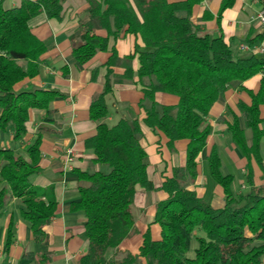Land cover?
Returning <instances> with one entry per match:
<instances>
[{"label": "trees", "instance_id": "trees-1", "mask_svg": "<svg viewBox=\"0 0 264 264\" xmlns=\"http://www.w3.org/2000/svg\"><path fill=\"white\" fill-rule=\"evenodd\" d=\"M64 0H21L15 7L4 9L0 3V216L5 206L16 198L21 203L20 217L28 224L33 241L46 243L43 227L57 209L53 187L42 188L31 182L38 169L39 145L44 126L38 127L30 145H20L26 133L28 110L44 111L40 120L53 123L51 101L61 95L56 90L36 88L14 91L18 81L33 77L39 71L40 57L46 43L30 30V20L39 14L62 19ZM87 20L74 34L71 54L83 64L98 51H105L110 36L132 34L141 40L137 51L135 74L125 69L122 80L137 77L143 96L139 106L145 111L142 120L120 118L113 125L103 121L108 113L106 94L112 90L111 65L120 58L110 50L105 63L107 72L100 92L91 96L89 118L96 122L93 135L84 140L93 154L94 164H107L109 171L76 170L79 198L70 203L72 211L85 215L84 232L87 251L77 264H264V184L252 180L251 158L264 170L260 142L264 136L260 105L264 104V77L256 92L243 82L264 72V55L234 56L221 36L200 34L191 20L192 7L202 0H86ZM233 4L222 0L217 13ZM264 9V0H261ZM103 29L106 35L96 33ZM264 39V29L248 35L251 46ZM247 90L250 103L238 102L240 117L233 116L227 130L233 142L246 157V191L235 193L234 177L222 173L217 148L212 146L206 158L207 171L213 183L220 185L224 203L213 207L209 201L188 188L197 176V157L212 131L207 121L210 108L228 88ZM157 92L173 94L175 104H160ZM161 132L172 149L176 140H187L186 159L174 166L170 177L159 187L166 197L155 204L154 222L159 237L152 238L149 227L142 234L136 255L126 254L119 260L107 259L134 231L130 206L136 187L154 189L147 175V153L141 145L142 126ZM245 129L250 131L248 137ZM10 136L12 146L1 141ZM18 144V145H17ZM13 218L10 217L4 240L8 253L13 242ZM197 247L188 256L190 242ZM22 259L35 264H49L47 252H27Z\"/></svg>", "mask_w": 264, "mask_h": 264}, {"label": "crops", "instance_id": "crops-1", "mask_svg": "<svg viewBox=\"0 0 264 264\" xmlns=\"http://www.w3.org/2000/svg\"><path fill=\"white\" fill-rule=\"evenodd\" d=\"M221 1L202 0L192 7L191 20L197 31L200 34L208 33L212 37L221 36L234 56L264 55V39L257 40L251 46L247 41L248 35L249 38L256 36L264 29L257 18L258 12L262 10L261 0H233V4L224 9L218 18ZM20 2L21 0H0L4 9L18 6ZM87 7L86 0H64L61 20L48 19L44 14L30 20L31 32L46 43L47 50L40 57L38 73L18 81L13 89L16 92L36 88L51 89L61 95L50 103L53 123H43L40 120L44 114L43 110H28L26 133L20 145H30L38 127L46 128L39 145L38 169L31 176V182L42 188L53 187L57 209L43 227L46 243H36L28 224L19 215V209L22 207L20 201L13 198L0 216V264H35L31 259L21 258L24 251L47 252L49 264H77L79 258L86 253L88 241L84 232L85 215L80 211H72L70 203L79 198L76 170L102 169L100 164H94L93 154L85 148L84 140L95 132L96 122L89 118V104L91 96L103 88L107 72L105 63L112 48L116 49L120 60L116 65L110 66L114 83L112 90L106 94L108 113L103 121L113 125L120 118L137 117L142 120L145 117L144 109L139 106L143 93L137 77L134 75L132 80L121 79L126 68H130L132 74H135L138 68L137 51L142 48L138 37L125 33H121L117 38L110 36L105 51H98L83 64L75 62L71 54L74 34L78 25L87 20ZM96 33L106 35L103 29L97 30ZM242 45H247L249 49H242ZM261 77H264V72L245 80L243 85L246 89L256 92ZM155 99L160 104L177 102L175 95L165 92H157ZM238 102L250 103L247 90L230 87L210 108L207 121L212 131L206 145L198 154L196 179L188 186L215 208L223 205L224 193L222 187L213 183L208 175L206 158L212 146L217 148L222 173H230L234 180L236 179L233 188L231 185L232 190L234 191L240 183L242 191L248 189L245 182L248 160L227 130L233 116H241ZM260 117L264 129V104L260 105ZM142 130L140 142L148 155L147 175L154 189L136 187V194L130 206L134 231L124 238L117 248L107 251L109 260L117 261L126 254L136 255L142 242V234L148 227L152 238L159 237V226L153 221L155 204L166 197V193L159 187L166 177L171 176L174 166H182L185 163L187 140H176L170 149L163 133L154 132L145 125ZM245 133L250 136L248 129H245ZM1 143L6 147L12 146L10 136ZM68 149L74 152L70 166L65 163ZM260 155L264 166V136L260 142ZM250 164L253 183L264 184V170L254 158H251ZM10 217L14 221V237L8 253H5L4 240Z\"/></svg>", "mask_w": 264, "mask_h": 264}, {"label": "rangeland", "instance_id": "rangeland-1", "mask_svg": "<svg viewBox=\"0 0 264 264\" xmlns=\"http://www.w3.org/2000/svg\"><path fill=\"white\" fill-rule=\"evenodd\" d=\"M148 159V155H147V158L146 160ZM101 171H103L104 173L108 172L109 171V166L107 164H101ZM236 182V179L233 181L232 183V188L234 186ZM240 191H242V184H237L235 189H234V192L235 193H239ZM197 247V243L194 239L191 240L190 242V250L188 251V256H192L194 254V249Z\"/></svg>", "mask_w": 264, "mask_h": 264}, {"label": "built area", "instance_id": "built-area-1", "mask_svg": "<svg viewBox=\"0 0 264 264\" xmlns=\"http://www.w3.org/2000/svg\"><path fill=\"white\" fill-rule=\"evenodd\" d=\"M258 21L262 26H264V9L260 10L257 14ZM242 49L247 50L249 47L247 45H242ZM74 152L72 149H68L66 153L65 163L66 165L70 166L73 161Z\"/></svg>", "mask_w": 264, "mask_h": 264}]
</instances>
